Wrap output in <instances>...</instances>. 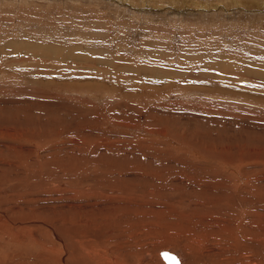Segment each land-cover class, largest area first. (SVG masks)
I'll return each mask as SVG.
<instances>
[{"label": "rangeland", "instance_id": "374dc122", "mask_svg": "<svg viewBox=\"0 0 264 264\" xmlns=\"http://www.w3.org/2000/svg\"><path fill=\"white\" fill-rule=\"evenodd\" d=\"M263 227L264 0H0L1 261L264 264Z\"/></svg>", "mask_w": 264, "mask_h": 264}, {"label": "bare ground", "instance_id": "6f19581e", "mask_svg": "<svg viewBox=\"0 0 264 264\" xmlns=\"http://www.w3.org/2000/svg\"><path fill=\"white\" fill-rule=\"evenodd\" d=\"M155 1H156V0H155ZM148 3H149V2H148ZM155 5H156V4H155ZM229 201H230V200H229ZM235 205H236V204H235ZM188 206H189V205H188ZM231 206H232V204H231ZM236 207H237V206H236ZM250 207H251V206H250ZM228 208H229V207H228ZM249 210H250V209H249ZM191 211H192V210H191ZM220 211H221V210H220ZM232 212H233V211H232ZM217 213H218V212H217ZM221 213H222V212H221ZM230 213H231V212H230ZM222 214H223V213H222ZM253 214H254V211L251 210V211H250V214L247 215V218H248V219L246 220V223H247V222L251 223V222L254 221V218L251 217V216H254V215H255V214H254V215H253ZM252 219H253V220H252ZM249 223L245 224L247 227L242 228V229L240 230V234H241L240 236L243 237L245 233H248L247 231H250V227H248V226H249V225H248ZM43 224H44V223H43ZM45 225H47V224L45 223ZM200 225H201V224H200ZM251 225H252V224H251ZM194 227H195V226H194ZM198 227H199V226H198ZM49 228H50V227H49ZM263 228H264V227H263ZM263 228H262V229H263ZM262 229L260 228V230H262ZM250 232H251V231H250ZM256 232H257V231H256ZM259 233H260V232H259ZM262 233H263V234H261V235H263V237H264V232H262ZM56 234H57V233H56ZM238 235H239V234H238ZM255 237H256V236H255ZM243 238H245V237H243ZM243 238H240V239H243ZM87 239H88V238H87ZM245 239H246V240L248 239L247 241H249V242H251V243L255 242V241H254V240H255L254 238H245ZM61 240H62V238H61ZM237 240H238V239H237ZM256 240L259 241L257 238H256ZM232 241H233V240H232ZM241 241H242V240H241ZM241 241H240V242H241ZM260 241H261V243L264 242V238H263V240L260 239ZM260 241H259V242H260ZM226 242H227V241H226ZM234 242H237V241H234ZM220 243H221V242H220ZM241 243H243V241H242ZM247 243H248V242H247ZM247 243H246V244H247ZM255 243H256V242H255ZM231 244H232V243H231ZM233 244H234V243H233ZM238 244H239V241H238ZM238 244H237V245H238ZM60 245H61V244H60ZM243 245H245V242H244ZM247 245H249V244H247ZM54 246H55V245H54ZM179 246H180V245H179ZM218 246H219V245H218ZM239 246H240V245H239ZM41 247H42V246H41ZM43 247L46 248L47 246H46V245H45V246L43 245ZM43 247H42V248H43ZM55 247H56V246H55ZM180 247H181V246H180ZM201 247H202V246H201ZM241 247H242V246H241ZM241 247H240V248H241ZM247 247H248V246H247ZM250 247H251V245H250ZM252 247H254V246H252ZM45 248H44V251H46L49 247H47L46 250H45ZM206 248H207V247H206ZM237 248H239V247H236L235 250H236ZM240 248H239V249H240ZM245 248H246V247H245ZM53 249H54V247H53ZM56 249L59 250L58 247H57ZM211 249H212V248H211ZM211 249H208V250H211ZM250 249H251V248H250ZM252 249H253V248H252ZM41 250H42V249H41ZM48 250H49V252H51V251H52V247H51V249H48ZM58 250H57V251H58ZM60 250H61V249H60ZM83 250H84V249H83ZM88 250H89V249H88ZM171 250H172V249H171ZM176 250H177V249H176ZM204 250H205V249H204ZM204 250H203V251H204ZM240 250H241V249H240ZM246 250H248V249H246ZM0 251H1V250H0ZM57 251H56V252H57ZM155 251H156V250H155ZM174 251H175V250H174ZM236 251L238 252V250H236ZM236 251H235V252H236ZM251 251H252V250H251ZM253 251H254V250H253ZM253 251H252V252H253ZM42 252H43V251H42ZM54 252H55V250H54ZM56 252H55V253H56ZM59 252H61V251H58V253H59ZM156 252H157V251H156ZM183 252H184V251H183ZM189 252H190V251H189ZM213 252H214V251H213ZM218 252H219V251H218ZM242 252L245 253L244 251H242ZM4 253H5V252H4ZM43 253H44V252H43ZM51 253H52V255L55 254V253L53 254V251H52ZM58 253H57V254H58ZM173 253H174V252H173ZM220 253H221V252H220ZM232 253H233V252H232ZM239 253H240V252H239ZM250 253H251V252H250ZM255 253H256V252H255ZM255 253H254V254H255ZM6 254H8V253H6ZM59 254H60V253H59ZM178 254H179V255H183V254H180V253H178ZM199 254H200V252H199ZM209 254H210V253H209ZM55 255H56V254H55ZM157 255H158V254H157ZM159 255H160V253H159ZM159 255H158L157 257H159ZM223 255H224V254H223ZM256 255L258 256V253H257ZM7 256H8V255H7ZM50 256H51V254H50ZM58 256H59V255H58ZM192 256H193V255H192ZM200 256H201V255H200ZM211 256H212V255H211ZM211 256H210V257H211ZM215 256H216V255H215ZM221 256H222V255H221ZM247 256L250 257L252 260L256 259V258L253 257L252 254H251V255H247ZM53 257L55 258V256H53ZM170 257H171V256H170ZM201 257H202V256H201ZM212 257H213V256H212ZM212 257H211V258H212ZM218 257H220V256H218ZM222 257H223V256H222ZM51 258H52V256H51ZM194 258H195V257H194ZM199 258H200V257H199ZM203 258H204V257H203ZM253 258H254V259H253ZM259 258H260V257H259ZM261 258H262V257H261ZM45 259H46V258H45ZM47 259H48V258H47ZM138 259H139V258H138ZM147 259H148V258H147ZM150 259H151V258H150ZM195 259L197 260V258H195ZM195 259H194V260H195ZM225 259H226V258H225ZM228 259H230V257H229ZM49 260H50V259H49ZM185 260H186V259H185ZM185 260H184L182 257H181L180 259L177 258V260L174 261L175 263H173V264H202L201 262H199L200 259H199V261H196V260L194 261V260L191 258V260H189V262H187V263L184 262ZM205 260H207V259H205ZM217 260H218V259H217ZM223 260H224V259H223ZM223 260H221V261H223ZM226 260H227V259H226ZM232 260H233V259H232ZM234 260H235V259H234ZM260 260H261V259H260ZM260 260H258V263L260 262ZM73 261H74V264H84V263L82 262V258H81V257H76ZM139 261H140V260H139ZM152 261H154V260H152ZM158 261H159V258H158ZM160 261H161V259H160ZM243 261H244V260H243ZM243 261H242V263H243ZM45 262H46V261H45ZM62 262H63V261H62ZM62 262H61V263H62ZM64 262H65V261H64ZM162 262H163V261H162ZM162 262H160V263L162 264ZM223 262H224V261H223ZM256 262H257V261H256ZM0 263L11 264V263H12V260H7V261H6V260L4 259L3 261L0 260ZM61 263L59 262V264H61ZM92 263H93V262H92ZM142 263H143V262H142ZM157 263H158V262H157ZM157 263H156V264H157ZM160 263H158V264H160ZM165 263H166V262H165ZM205 263H207V262L205 261ZM205 263L203 262V264H205ZM209 263H210V262H209ZM213 263H215V262L213 261ZM217 263H218V262H217ZM217 263H216V264H217ZM226 263H227V262H226ZM233 263H234V262H233ZM235 263H236V262H235ZM250 263H252V262H250ZM253 263H254V262H253ZM260 263H262V261H261ZM37 264H38V263H37ZM90 264H91V263H90ZM93 264H94V263H93ZM139 264H140V263H139ZM144 264H148V263L145 261ZM219 264H220V263H219ZM222 264H223V263H222ZM239 264H240V263H239Z\"/></svg>", "mask_w": 264, "mask_h": 264}]
</instances>
